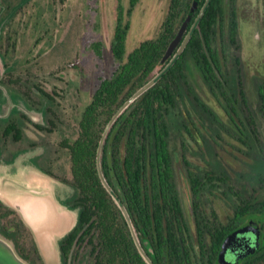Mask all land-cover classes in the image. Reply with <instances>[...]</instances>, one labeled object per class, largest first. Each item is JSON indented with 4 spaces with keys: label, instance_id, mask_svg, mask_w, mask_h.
<instances>
[{
    "label": "trees",
    "instance_id": "trees-1",
    "mask_svg": "<svg viewBox=\"0 0 264 264\" xmlns=\"http://www.w3.org/2000/svg\"><path fill=\"white\" fill-rule=\"evenodd\" d=\"M30 1L0 0V52L4 25H11L16 15ZM117 1L111 50L114 57L123 63L114 75L100 80L91 101L77 118L78 129H73L72 136L67 137L65 142L70 156L71 176L63 180L73 189L65 203L78 211V220L74 228L59 241L62 264H67L75 247L83 244L90 251L93 264H131L130 260L134 255L138 258L133 251L135 246L128 222L114 196L105 186L104 180L125 205L129 214L134 208V195H137L142 211L145 198L147 201L152 200L153 204L149 206L153 211L152 226L158 227L159 233L163 232L161 201L169 204V238L166 239L169 264H219L218 252L227 231L218 220L215 208L211 207L209 211L204 205L213 201L210 195H227L226 186H232L235 192L236 187L243 191L241 187L244 185L251 187L264 184V177L260 179L264 161L255 152L256 145H249L248 155L252 160L248 163V174L239 172L229 178L219 166L204 178L192 176L188 171L193 200L198 204L194 205L198 231L197 235H193L184 219L173 157L169 149L168 117L178 103L182 102L187 106V97L191 101L193 99L195 104L198 99L187 73V58L194 59L199 64L200 72L210 80L211 76L216 77L213 66L207 60L209 56L212 57L222 75L217 78L218 81L224 77L225 72L216 58L221 57V49L226 52L222 43L218 45L219 41H223L225 34L227 40L230 38V41L235 43L237 23L233 17V0L230 2L228 30L225 31L224 0H210L198 25L193 28L184 52L149 90L133 101L119 116L115 122L117 136L112 143H109V139L103 143L100 170L97 161L98 148L107 124L120 107L169 62V57H166L168 47L190 14L195 0H170L168 13L158 35L142 41L128 54L126 43L131 27L130 18L140 0H129L127 11L123 9L121 0ZM197 1L198 7L194 10L187 30L191 29L205 3V0ZM260 94L263 104L264 83ZM198 106L201 107L200 114L211 120L212 113L210 114L207 108L209 106L206 107L200 101ZM189 114L191 115L190 112ZM238 136L240 137L239 134ZM109 150L111 158L107 156ZM184 165L185 169L189 170L190 164L186 156ZM247 191L250 195L255 193V189ZM225 199L246 200L237 192ZM247 201L249 213L258 209L256 198L249 197ZM234 209L239 213L241 204L236 205ZM143 215L144 212L141 217ZM2 217L6 220V229L15 225V230L10 232V236L14 239L19 254L31 264H45L31 231L18 212L0 200V219ZM142 219L148 221L149 217ZM176 225L179 233L176 231ZM177 234L181 237H177ZM161 242L159 240V248L162 246Z\"/></svg>",
    "mask_w": 264,
    "mask_h": 264
},
{
    "label": "flooded vegetation",
    "instance_id": "flooded-vegetation-1",
    "mask_svg": "<svg viewBox=\"0 0 264 264\" xmlns=\"http://www.w3.org/2000/svg\"><path fill=\"white\" fill-rule=\"evenodd\" d=\"M232 2L233 17L237 23L234 35L235 43H232L230 38L228 41L226 34L225 36L223 35L224 39L222 42L219 41L218 45L222 43L226 52L221 49V57L216 58L217 63L225 72L224 77L220 79L221 81L219 80L220 82L218 81L217 78H221L222 75L218 71V67L212 57L209 56L207 60L213 66L216 77L211 76L210 80H207L205 75L200 72L199 64L194 59L187 58L189 65L187 73L198 99L195 104L193 99L192 102L187 97L185 99L187 106L182 102L178 104L188 114L189 122L185 126L194 148L200 146L205 150L204 152L214 149L220 158L225 159L224 154L221 153V146H223L222 148L230 152L229 154L232 158L239 162V164H236L240 166V170L234 173L235 176L236 173L248 174L250 171L248 163L252 159L248 155L249 145H256L255 152L264 161V103L262 104L260 94V88L264 83V30L262 29V40L259 41L263 49L259 56L260 58L258 57L260 63H258L255 71L249 75L244 67L245 43L252 41L254 43L256 39H260V36L251 35V32H247L243 28L244 19L240 14L238 1L233 0ZM28 5H25L18 14L24 12ZM13 22L11 25H4L3 43L0 52L4 67L0 78V167H4V171L5 169L14 171L13 173L7 172L8 178H11L10 175L21 176L24 173L35 172L36 170L53 178L56 180V197L67 208L75 211L76 209L69 207L65 203L67 197L73 193L72 187L63 180L71 176L70 156L65 142L66 138H70L72 133L66 134L65 132L62 135L60 133V124L63 125L64 122L59 116L62 112L61 102L59 101L62 91L58 90V83L62 81V77L61 75L52 74L53 79L46 80L47 78L40 79L36 74L30 72L16 73V68H18L17 61L13 62L10 55L17 49L18 43L16 42L18 37L15 39V35L11 33L14 30L11 29ZM260 26L261 24H259ZM189 30L185 31L181 42ZM14 33L18 35L17 31H14ZM241 34L244 35V38H242ZM181 42L169 56V59L177 51ZM198 100L206 107L209 106L207 108L210 114L212 113L211 120L200 114L199 108L201 107L198 106ZM116 132L117 127L115 128L114 123L106 136V139H109V143H112L114 137L117 136ZM53 136H60V140L53 141ZM63 156L66 158V162L68 161L69 168L61 162ZM107 156L111 158L110 150ZM241 157L242 164H240L238 159ZM187 160L189 161L188 158ZM18 162L20 163L18 164ZM216 166L222 168L227 177H234L224 170L221 163L214 165L210 172L215 171ZM26 169L27 171H24ZM188 171H190L192 176L198 175L191 168V164L189 170L185 169L186 182L190 192L191 219L186 211L184 192L180 187L177 174L176 179L183 206L184 219L189 226L190 233L197 235L198 224L194 213V205L198 204L197 201L193 200ZM260 176V179L264 177V168L260 170ZM218 187L223 188L222 186ZM225 188L228 190L227 195L221 193L218 197H232L237 192L246 200L227 201L231 210L225 219L220 218L217 209L214 207V199L204 205L209 211L211 207L215 208L218 220L223 223V228L227 231L218 252L219 264H221L220 255L223 246L227 242V248L224 249L223 254L228 264H264V184L251 187L244 185L241 187L243 191L236 187L235 192H233L232 186H226ZM248 189H255V193L250 195V192L247 191ZM210 197L216 196L210 195ZM249 197H252V199L256 198V204H258V209L251 213L248 210L247 199ZM134 200V208L130 214L133 227H130L129 224L128 226L135 246L133 251L136 252L138 258L134 255L130 260L131 264H138V262L150 264L149 261L153 264H169V250L166 246V239L169 238L170 211L167 217V206L169 207V204H164L161 201L163 215L161 231L163 232L159 233V228H153L152 226L153 211L149 206L153 204V201H147L145 198V201H143L144 211H142L137 195H134ZM238 204L242 206L239 213L234 209ZM142 212H144V215L141 217ZM147 216L149 217L148 221L142 219L143 217L147 218ZM5 221L3 217L0 219V235L12 241L16 247L14 239L10 236V232L15 230V225L6 229L7 224ZM176 231L179 233L177 225ZM176 236L181 237L180 234ZM159 240L162 241L161 248L158 247ZM138 241L141 248L138 245ZM91 257L90 251L83 244L75 247L73 255H70L67 264H93Z\"/></svg>",
    "mask_w": 264,
    "mask_h": 264
},
{
    "label": "rangeland",
    "instance_id": "rangeland-1",
    "mask_svg": "<svg viewBox=\"0 0 264 264\" xmlns=\"http://www.w3.org/2000/svg\"><path fill=\"white\" fill-rule=\"evenodd\" d=\"M237 1L244 19L243 28L251 32V35L260 36V39H256L254 43L253 41L245 43L244 67L250 75L258 67L259 56L263 51L259 41L262 40V29L264 30V0ZM121 4L127 11L129 0H121ZM117 5V0H31L26 10L17 15L11 26V29H14L11 33L15 35V39L18 37L17 49L10 54L13 62L17 61L16 73L30 72L40 79L47 78L46 80H52V74L62 77V81L58 83V90L62 91V97H59L62 112L59 116L64 122L63 125L60 124L61 135L65 132L73 134V129L75 131L78 129L77 118L91 101L100 80L114 75L123 63L122 60L114 57L111 50ZM169 5L170 0L138 2L130 18L127 54L142 41L158 35ZM14 31H17L18 35ZM241 36L244 38L243 34ZM0 69L3 73L1 58ZM188 122L185 109L180 107V104L174 106L168 117L169 149L180 187L184 192L186 211L191 219L190 192L185 176L184 155L189 159L193 171L201 178H204L205 174L218 163H221L231 176L240 170V166L237 165L238 160L235 161L230 152L222 148L223 146L221 153L224 154L225 159L220 158L214 149L204 152L205 150L200 146L194 148L185 126ZM52 140L59 141L60 136H53ZM238 159L242 164V157ZM61 162L69 168L64 156ZM7 170L4 171V167H0V179H9L7 172H14ZM15 176L19 175H10L11 178ZM225 198L213 197L214 207L222 219H225L231 210L227 203L229 200ZM49 264H61V262L51 259Z\"/></svg>",
    "mask_w": 264,
    "mask_h": 264
},
{
    "label": "water",
    "instance_id": "water-1",
    "mask_svg": "<svg viewBox=\"0 0 264 264\" xmlns=\"http://www.w3.org/2000/svg\"><path fill=\"white\" fill-rule=\"evenodd\" d=\"M209 2L210 0H206L205 4L200 10L195 23L181 42V38L188 28L194 10L198 7V1L195 0L193 2L191 12L181 25L176 37L170 43L166 53V57H169L177 48V45L181 42L177 51L173 54L166 66L155 76H153L151 80H149L146 84L139 88L120 107V109L114 114L112 119L107 124L98 148L97 161L100 170L101 149L109 130L112 128L123 111L133 101L138 99L142 94L149 90L172 67V65L182 54L183 50L188 44L191 38L192 30L195 26L198 25V21L204 14V11L206 10ZM230 2L231 0H224L225 31L228 30L230 22ZM1 73L2 72L0 69V75ZM100 174L102 179H104L101 171ZM104 184L114 196L128 224L131 227L132 221L125 205L114 193L106 180H104ZM55 185L56 180L37 171L24 173L21 176H15L6 180H4V178L0 179V200L18 212L26 227L31 231L45 264H49L51 259H56V261L59 260V262H61L62 264L59 241L74 228L78 220V211H73L67 208L56 197ZM227 244L228 242L224 244L223 250L220 255L221 264H228V261H226L223 254L224 249L227 248ZM138 245L141 248L139 241ZM149 262L150 264H153L151 263V261ZM0 264L31 263L19 254L12 241L0 235Z\"/></svg>",
    "mask_w": 264,
    "mask_h": 264
}]
</instances>
